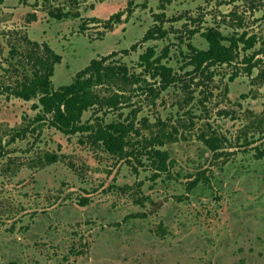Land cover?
<instances>
[{"label": "rangeland", "instance_id": "obj_1", "mask_svg": "<svg viewBox=\"0 0 264 264\" xmlns=\"http://www.w3.org/2000/svg\"><path fill=\"white\" fill-rule=\"evenodd\" d=\"M58 9L79 16L58 20ZM118 10L112 28L88 19ZM154 23L166 36L143 40ZM210 25L255 36L251 75L241 60L193 69L188 44L206 47ZM28 39L61 55L55 88L110 53L140 74L126 90L97 86L122 101L82 116L133 120L139 133L114 155L35 121L37 98L0 94V264H264V0H0V84L30 72ZM150 46L176 74L166 87L139 63ZM154 148L168 151V171L155 173Z\"/></svg>", "mask_w": 264, "mask_h": 264}, {"label": "trees", "instance_id": "obj_2", "mask_svg": "<svg viewBox=\"0 0 264 264\" xmlns=\"http://www.w3.org/2000/svg\"><path fill=\"white\" fill-rule=\"evenodd\" d=\"M126 11L130 12L128 8ZM49 14L58 20L79 16L78 11L62 9L49 10ZM123 14L124 10H118L104 20L96 16H91L88 19L92 22L102 23L105 28H112L121 21ZM85 27V24L81 22L80 28L84 29ZM165 36L166 30L162 25L154 23L146 30L143 40ZM202 36L205 38L206 47L198 48L188 44L189 55L187 57L194 70L210 71L213 66L232 64L241 60L246 64L244 71L249 75L252 74L257 65L254 60V52H250L256 43L254 35H247L246 32L224 34L218 25H210L202 31ZM27 41L34 46L31 51H35L31 60L30 72L25 73L15 83L0 84V94L7 97L14 95L25 100L37 98L38 101L32 104L34 108H38V112L33 118L35 121L48 123L67 135L83 133L88 143L99 145L111 154L124 153L125 147L129 144L131 132L139 133L133 120L103 122L98 118H91L83 121L82 116L89 109H94V112L97 113L105 106L116 107L122 101L123 93L114 91L105 95L98 90L97 86L107 84L112 88L118 87L126 90V86L142 80L140 74L131 72L124 62L110 60V53L92 58L86 66L75 73L71 82L55 88L52 85L51 76L55 64L61 61V55L55 52L47 42L39 43L30 39ZM135 48L136 44L133 43L130 49ZM123 51H128V49ZM154 55L155 48L148 47L139 55L140 65L153 77H160L164 87L175 82L176 74L173 73L172 68L161 62L162 56L154 58ZM202 138L206 146L213 152L221 148V141L217 135L202 136ZM145 151L147 154L150 153L156 162L155 173L168 171L172 161L167 150L154 148L151 151L150 149ZM51 156L54 160L57 157L56 155ZM200 174L201 172H198L197 176L189 182V189L205 178ZM247 225L248 223L243 224L239 230L244 236L249 237L250 233H245Z\"/></svg>", "mask_w": 264, "mask_h": 264}]
</instances>
